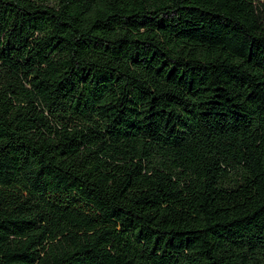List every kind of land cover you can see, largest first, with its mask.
<instances>
[{
	"label": "trees",
	"instance_id": "obj_1",
	"mask_svg": "<svg viewBox=\"0 0 264 264\" xmlns=\"http://www.w3.org/2000/svg\"><path fill=\"white\" fill-rule=\"evenodd\" d=\"M0 264H264V0H0Z\"/></svg>",
	"mask_w": 264,
	"mask_h": 264
}]
</instances>
